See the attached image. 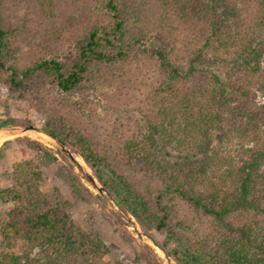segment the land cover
<instances>
[{
	"label": "trees",
	"instance_id": "obj_1",
	"mask_svg": "<svg viewBox=\"0 0 264 264\" xmlns=\"http://www.w3.org/2000/svg\"><path fill=\"white\" fill-rule=\"evenodd\" d=\"M0 84L177 264H264V0H0ZM16 141L0 264H123Z\"/></svg>",
	"mask_w": 264,
	"mask_h": 264
},
{
	"label": "rangeland",
	"instance_id": "obj_2",
	"mask_svg": "<svg viewBox=\"0 0 264 264\" xmlns=\"http://www.w3.org/2000/svg\"><path fill=\"white\" fill-rule=\"evenodd\" d=\"M8 116L15 119L17 125L2 130L0 147L6 141L14 142L6 147L0 161V189L10 184L12 166L33 156L24 142L16 139L28 137L39 141L52 149L58 158L56 163L45 168L43 190L53 197L57 196L66 212L83 230L102 238L109 247L105 261L177 264L161 248L166 238L165 232L144 228L135 217L118 207L82 158L70 152L72 158L68 153L60 151L54 139L40 132L42 128L38 113L10 100L7 86L0 84V120ZM29 126H34L35 130H25ZM86 173L93 177L95 184L85 178ZM98 186L103 187L104 192H99Z\"/></svg>",
	"mask_w": 264,
	"mask_h": 264
},
{
	"label": "water",
	"instance_id": "obj_3",
	"mask_svg": "<svg viewBox=\"0 0 264 264\" xmlns=\"http://www.w3.org/2000/svg\"><path fill=\"white\" fill-rule=\"evenodd\" d=\"M4 129H7V127H5V128H2V129H0L1 131L2 130H4ZM25 130H35V127L34 126H29V127H27V128H25ZM40 132H43L42 130L40 131ZM44 133V132H43ZM45 134V133H44ZM47 135V134H46ZM50 137V136H49ZM52 138V137H51ZM52 139H54V138H52ZM55 140V139H54ZM55 142L57 143V145H58V149L60 150V151H64L65 153H68L70 156H72V158H74L73 157V155L61 144V143H59L57 140H55ZM86 176L89 178V179H91L93 182H94V184H95V180L93 179V177L89 174V173H86ZM98 188V190H99V192H104V189H103V187H101V186H98L97 187Z\"/></svg>",
	"mask_w": 264,
	"mask_h": 264
},
{
	"label": "bare ground",
	"instance_id": "obj_4",
	"mask_svg": "<svg viewBox=\"0 0 264 264\" xmlns=\"http://www.w3.org/2000/svg\"><path fill=\"white\" fill-rule=\"evenodd\" d=\"M2 138H3V133H2V131L0 130V142H1Z\"/></svg>",
	"mask_w": 264,
	"mask_h": 264
}]
</instances>
